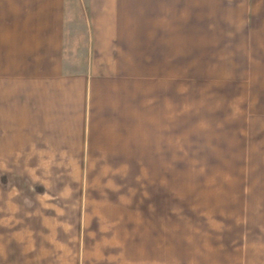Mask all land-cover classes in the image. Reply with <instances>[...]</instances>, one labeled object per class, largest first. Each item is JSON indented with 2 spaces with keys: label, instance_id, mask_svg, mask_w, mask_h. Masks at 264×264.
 Masks as SVG:
<instances>
[{
  "label": "rangeland",
  "instance_id": "1",
  "mask_svg": "<svg viewBox=\"0 0 264 264\" xmlns=\"http://www.w3.org/2000/svg\"><path fill=\"white\" fill-rule=\"evenodd\" d=\"M160 8L130 20L139 95L88 107L76 179L51 177L36 132L0 128V264H264V0ZM66 10L64 61L80 69L85 19L77 0ZM32 61L7 74L40 77Z\"/></svg>",
  "mask_w": 264,
  "mask_h": 264
},
{
  "label": "crops",
  "instance_id": "2",
  "mask_svg": "<svg viewBox=\"0 0 264 264\" xmlns=\"http://www.w3.org/2000/svg\"><path fill=\"white\" fill-rule=\"evenodd\" d=\"M77 2L86 26V43L79 50L85 61L80 69L70 70L64 61L65 20L71 16L66 10L67 0H0V128L36 132L40 164L52 163L56 171L53 167L51 177L63 180L78 177L79 168L75 165L74 172L72 164L87 161L93 146V131L87 132L86 127L88 107L97 102L101 110L105 106L118 108L140 92L127 80L134 73L135 59L127 58L124 52L135 50L137 40L132 36L138 32L136 24L130 27V20L167 17L158 9L167 0ZM148 25L144 28L149 32V49L155 53L157 43L151 44L149 34H154L156 42V25L150 20ZM28 58L35 60L32 63L40 77L28 79L18 66ZM12 60L18 63L13 65L15 72L18 66L25 73L20 78L7 74ZM135 64L139 67L138 62ZM42 187L40 194L44 193ZM58 205L51 207L58 209ZM57 261L53 259L60 264Z\"/></svg>",
  "mask_w": 264,
  "mask_h": 264
}]
</instances>
